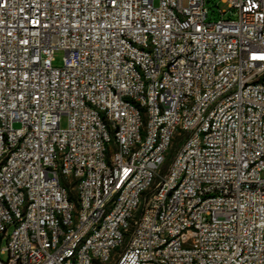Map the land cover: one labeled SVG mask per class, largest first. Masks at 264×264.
Listing matches in <instances>:
<instances>
[{
	"label": "built area",
	"instance_id": "built-area-1",
	"mask_svg": "<svg viewBox=\"0 0 264 264\" xmlns=\"http://www.w3.org/2000/svg\"><path fill=\"white\" fill-rule=\"evenodd\" d=\"M222 1L0 0V264H264V0Z\"/></svg>",
	"mask_w": 264,
	"mask_h": 264
},
{
	"label": "rangeland",
	"instance_id": "rangeland-1",
	"mask_svg": "<svg viewBox=\"0 0 264 264\" xmlns=\"http://www.w3.org/2000/svg\"><path fill=\"white\" fill-rule=\"evenodd\" d=\"M206 6L209 11L207 21L214 22L221 18L228 19L229 17H233V18L237 17V15L234 14V11L229 8V4L226 2H223L222 0H206ZM223 10L227 12L225 14H221V11ZM62 56H63L62 50L56 51L55 53L56 60L54 62L56 66L61 65ZM60 125H61V128L67 127L68 119L66 115L62 116ZM14 127L15 128L19 127V123H14ZM179 144H180V139L177 138L172 148L170 149V153L168 155L166 162L163 165V169H162L163 171L167 169L174 152L179 147ZM1 258L4 259V256H2ZM113 263H114V260L108 262L107 264H113Z\"/></svg>",
	"mask_w": 264,
	"mask_h": 264
}]
</instances>
